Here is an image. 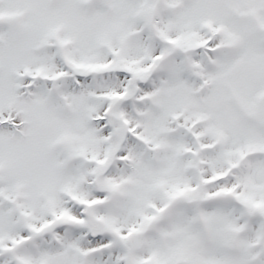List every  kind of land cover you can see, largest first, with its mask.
I'll return each mask as SVG.
<instances>
[{"label": "snow or ice", "instance_id": "1", "mask_svg": "<svg viewBox=\"0 0 264 264\" xmlns=\"http://www.w3.org/2000/svg\"><path fill=\"white\" fill-rule=\"evenodd\" d=\"M0 264H264V0H0Z\"/></svg>", "mask_w": 264, "mask_h": 264}]
</instances>
